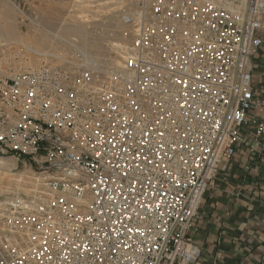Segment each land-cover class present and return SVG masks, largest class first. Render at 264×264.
<instances>
[{"label": "built area", "instance_id": "1", "mask_svg": "<svg viewBox=\"0 0 264 264\" xmlns=\"http://www.w3.org/2000/svg\"><path fill=\"white\" fill-rule=\"evenodd\" d=\"M120 19L105 53L0 78V155L42 179L1 204L0 264H205L201 198L242 126L264 134V0H131Z\"/></svg>", "mask_w": 264, "mask_h": 264}, {"label": "rangeland", "instance_id": "2", "mask_svg": "<svg viewBox=\"0 0 264 264\" xmlns=\"http://www.w3.org/2000/svg\"><path fill=\"white\" fill-rule=\"evenodd\" d=\"M130 1L0 0V78L38 65L42 58L72 67L81 63L80 51L105 53L114 40L111 31L116 35L123 28L120 14ZM33 165L0 155V205L41 186Z\"/></svg>", "mask_w": 264, "mask_h": 264}, {"label": "crops", "instance_id": "3", "mask_svg": "<svg viewBox=\"0 0 264 264\" xmlns=\"http://www.w3.org/2000/svg\"><path fill=\"white\" fill-rule=\"evenodd\" d=\"M252 67L264 98V40ZM251 113L264 118L261 108ZM242 134L235 155L219 163L189 231L205 264H264V134L247 125Z\"/></svg>", "mask_w": 264, "mask_h": 264}]
</instances>
